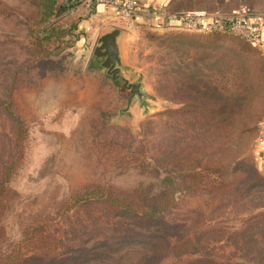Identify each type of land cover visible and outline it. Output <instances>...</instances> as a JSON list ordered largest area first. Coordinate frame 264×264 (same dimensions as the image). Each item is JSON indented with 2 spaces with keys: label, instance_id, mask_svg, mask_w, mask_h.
<instances>
[{
  "label": "rangeland",
  "instance_id": "rangeland-1",
  "mask_svg": "<svg viewBox=\"0 0 264 264\" xmlns=\"http://www.w3.org/2000/svg\"><path fill=\"white\" fill-rule=\"evenodd\" d=\"M29 2L0 0V179L22 156L0 215L5 253L20 246L18 264H190L194 257L204 262L193 264H264V230L241 239L264 220V173L254 157L264 118L258 49L234 34L115 21L127 31L125 60L143 75L128 77L141 78L151 97V109L136 101L128 119L119 113L125 99L117 83L76 48L67 51L68 70L63 59L32 65ZM17 116L28 130L22 154ZM183 155L219 171L198 192L179 193L168 217L211 230L212 246L198 255L168 250L158 233L122 237L101 205L59 211L87 184L128 190L143 182L155 190L161 168ZM141 157L155 165L151 173ZM29 226L37 227L27 235Z\"/></svg>",
  "mask_w": 264,
  "mask_h": 264
},
{
  "label": "trees",
  "instance_id": "trees-1",
  "mask_svg": "<svg viewBox=\"0 0 264 264\" xmlns=\"http://www.w3.org/2000/svg\"><path fill=\"white\" fill-rule=\"evenodd\" d=\"M82 1L84 0L76 2L72 0H30L29 5L33 10V17L29 25L28 43L33 51L32 65L36 67L53 66L56 63L61 64L63 59L66 62L63 64L64 70L69 69L71 53L67 51L76 48L77 30L83 19V13L79 11L80 5H83ZM65 52L67 54H64ZM7 111L10 115H16L10 107ZM222 111L223 108L215 110L217 113H222ZM17 119L19 127L16 148L22 154L23 146L28 138V130L21 117L17 116ZM21 157L19 156L5 168L0 179V215L5 196L9 191V184L19 169ZM138 163L147 173H151L149 169L155 167L142 157ZM161 169L163 171L160 175L162 184L155 190L151 184L147 185L143 182L128 190H120L108 185L87 184L74 189L70 196L59 205V211L68 214L80 205H101L106 214L120 225L118 231L124 233L122 237L134 239L140 235L141 231V233H158L160 235L158 243L163 241L168 250L181 249L189 251L190 255H198L212 246L209 238L211 230L206 228L195 230L197 226L189 227L190 225L184 222H173L168 217L177 203L179 193L198 192L204 186L206 177L218 174L219 171L203 166L197 157L190 155L169 160ZM35 227L37 226H29L24 233L29 235L36 229ZM262 230H264V220L257 222L250 232L243 233L241 239L248 240L253 232ZM247 233L251 234L245 237ZM203 259L194 257L188 262L190 261V264L204 262ZM21 260L20 246L7 253L0 246V264H18Z\"/></svg>",
  "mask_w": 264,
  "mask_h": 264
},
{
  "label": "crops",
  "instance_id": "crops-1",
  "mask_svg": "<svg viewBox=\"0 0 264 264\" xmlns=\"http://www.w3.org/2000/svg\"><path fill=\"white\" fill-rule=\"evenodd\" d=\"M119 1L123 2V0ZM135 4L137 12L135 13L133 22H145L149 26L158 29L168 28L161 25L159 14L164 12L223 15L244 13L251 16L258 15L264 17V0H135ZM79 11L83 13V19L80 21L77 30L76 53L83 54L84 57L85 55L86 57L88 56L86 64L91 67V55L100 33L110 26L124 29V26L117 24L115 21H125L121 20L119 10L112 6H88L83 4L80 5ZM254 47L256 48V46ZM257 49L263 57L264 62V25L262 44ZM254 157L259 170L264 173V141H259L256 144Z\"/></svg>",
  "mask_w": 264,
  "mask_h": 264
},
{
  "label": "built area",
  "instance_id": "built-area-1",
  "mask_svg": "<svg viewBox=\"0 0 264 264\" xmlns=\"http://www.w3.org/2000/svg\"><path fill=\"white\" fill-rule=\"evenodd\" d=\"M78 0H72L76 2ZM82 4L107 5L119 10V15L129 21L134 20L137 7L135 0H84ZM161 25L168 28L199 31L204 33L221 32L232 33L259 47L262 44V30L264 17L251 16L244 13L233 15L223 14H195V13H168L159 14ZM260 141H264V118L260 122Z\"/></svg>",
  "mask_w": 264,
  "mask_h": 264
},
{
  "label": "water",
  "instance_id": "water-1",
  "mask_svg": "<svg viewBox=\"0 0 264 264\" xmlns=\"http://www.w3.org/2000/svg\"><path fill=\"white\" fill-rule=\"evenodd\" d=\"M126 30L110 26L100 33L91 55L90 64L105 76L117 83L118 94L125 99V104L119 111L128 119L132 117L130 108L138 101L144 112L151 109L150 94L144 89L143 81L138 78L131 81L128 76H143L134 70L125 60L124 39ZM119 114V115H120Z\"/></svg>",
  "mask_w": 264,
  "mask_h": 264
}]
</instances>
